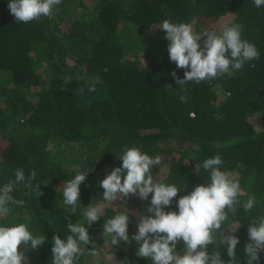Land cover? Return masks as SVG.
Wrapping results in <instances>:
<instances>
[{
    "label": "trees",
    "instance_id": "obj_1",
    "mask_svg": "<svg viewBox=\"0 0 264 264\" xmlns=\"http://www.w3.org/2000/svg\"><path fill=\"white\" fill-rule=\"evenodd\" d=\"M8 3L0 0V186L14 180L17 169L26 180L11 193L23 205H10L0 226L23 223L46 237L37 249L20 246L24 264H51L52 237L66 239L69 221L86 223L82 207L102 208L96 222L85 224L92 242L98 236L108 241L103 225L121 212L129 213V237L136 233L151 194L107 204L99 184L132 147L161 156L150 169L153 179L182 190L165 211H178L181 196L208 182L203 161L220 155L221 170L239 180V199H256L250 212L240 206L222 226L231 230L240 220L236 264H246L248 224L264 216V6L254 0H61L51 16L21 23ZM226 17L242 25V38L257 47L259 59L211 81L179 86L171 73L183 78L185 70L169 59L162 22L190 23L200 32ZM250 116L258 119L256 128ZM78 172H89L80 185L82 207L67 213L63 183ZM80 247L74 264H94L103 254L102 246L96 245V256L92 243ZM119 247L124 264H152L136 256V242ZM183 247L180 241L177 252ZM218 250L227 264V246L217 238L208 251ZM258 255L264 264V251Z\"/></svg>",
    "mask_w": 264,
    "mask_h": 264
},
{
    "label": "clouds",
    "instance_id": "obj_2",
    "mask_svg": "<svg viewBox=\"0 0 264 264\" xmlns=\"http://www.w3.org/2000/svg\"><path fill=\"white\" fill-rule=\"evenodd\" d=\"M60 3L61 0H9L8 8L15 22L28 23L41 16H51L54 7ZM254 6H264V0H254ZM159 29L169 41L167 50L170 61L177 68L185 70L183 78L177 77L175 71L171 73L179 86L189 82L198 84L211 81L219 75L230 74V69L241 70L247 61L259 59L257 47L242 38L240 24L226 22L217 30L196 32L190 23H172L165 19ZM227 53H230V58ZM71 80L69 76L65 83ZM97 82L98 77L91 80L88 88L90 92L96 90ZM119 159L121 165L114 167L99 181L103 189L102 202L113 204L117 200H127L130 195L148 200L151 194V199L143 212L145 214H138L137 231L131 237L128 235V212L117 213L104 223L103 231L110 236L112 246L119 247L122 242H136V256L151 260L152 264H226L219 250L208 251V246L216 245L218 238L220 247L227 246V256L231 258L227 264H236L235 249L239 238L234 233L240 226V220L234 221L235 227L231 230L222 226L229 220L230 214L236 215L238 207L242 206L245 213L250 212L256 199H239V180L221 170L223 161L220 155L203 161L202 167L208 173V182L181 196L176 201L178 211L164 209L173 203L182 190L175 184L155 181L150 171L153 166L161 163V156L152 157L132 147L126 149ZM88 173L78 172L74 178L63 183V203L69 207L67 213L75 214L77 208L82 207L79 203L80 185ZM35 176L36 172L32 170L27 182L30 184ZM25 180L24 171L17 169L15 179L0 186V217L9 215L10 205H23V200H16L11 193L15 184ZM82 208L86 223L69 221L67 230L70 234L66 239H61L59 235L52 237L51 264H74L83 251L81 244L87 246L92 243L90 253L98 255L85 224L90 226L96 222L102 208L100 205ZM247 235L248 242L243 249L246 264H258V254L264 251V216L249 222ZM45 241V235L34 236L23 223L0 226V264H24L25 254L19 250L20 246L37 249ZM180 241H183L184 247L177 252L176 246Z\"/></svg>",
    "mask_w": 264,
    "mask_h": 264
},
{
    "label": "rangeland",
    "instance_id": "obj_3",
    "mask_svg": "<svg viewBox=\"0 0 264 264\" xmlns=\"http://www.w3.org/2000/svg\"><path fill=\"white\" fill-rule=\"evenodd\" d=\"M229 20V17H226L225 19H222L218 21L214 26L213 30L216 29V25H221L223 23H226ZM249 121L251 122L252 126L254 128L258 125V119L250 116ZM108 239L107 242H102V239L100 236L94 238V242L97 246L103 247V254L100 256V258L94 257L93 262L94 264H124L123 256L124 250L122 251L120 247H114L110 244ZM122 247V246H121Z\"/></svg>",
    "mask_w": 264,
    "mask_h": 264
}]
</instances>
